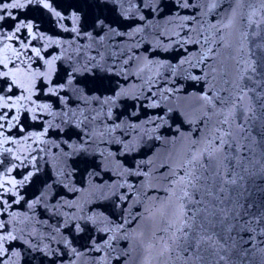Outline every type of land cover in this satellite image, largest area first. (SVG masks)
<instances>
[{
  "label": "snow or ice",
  "instance_id": "6c2138e0",
  "mask_svg": "<svg viewBox=\"0 0 264 264\" xmlns=\"http://www.w3.org/2000/svg\"><path fill=\"white\" fill-rule=\"evenodd\" d=\"M222 3L224 0H207V11L201 15L207 16ZM96 6L106 8L109 13L124 19L138 16L140 21H146V17L140 14L143 10H147L148 15L153 17L161 11L159 0H139L138 4L136 0H96ZM175 6L189 8L194 5L190 4L189 0H175ZM61 7L59 0H0V79L5 80V86H0V148L8 143H20L7 135L5 130L19 126L21 114L31 113L32 120L39 119V114L45 111L51 114L50 104L37 103V100L33 99L38 89L45 96L56 97L57 101L67 104V95L61 96L60 93L66 88H71L85 105L93 101L99 105L100 110L92 117L93 120L104 115L112 121L100 133V137L104 138L106 134L111 137V142L121 146L122 155L136 152L145 137L159 142V145L166 148L174 145L178 139L187 140L185 149L178 160L174 161V167L169 163L161 165V169H165L160 176L164 182L161 187H156L151 182L150 176L154 171L151 167L153 163L151 157L135 163L131 168H123V172L118 173L127 174L129 177H143L140 188L146 189L142 193L144 200L153 201L144 207L143 213H136L131 220L126 217L113 228L98 229L106 233L123 231L124 239L131 238L133 244H130L125 252L129 260H136L138 264H264V247L260 246L264 245V38L254 43L251 48L247 46L249 35L261 36V25H264V0H232L223 13H216L218 18H214L215 22L210 23L207 29L202 24L201 32L206 30L209 34L203 37L202 47L205 51L200 54L199 59L187 57L180 59L175 65L170 61L147 60L138 67L135 75L142 80L147 75V80L144 81L146 84H154L155 78L160 77L165 79L166 84L171 83L174 86L164 87L158 93L151 92L145 96L146 100L151 101L150 104L140 102L139 95L132 97L131 107L134 111L129 114L128 119H122L123 112H117L115 116L113 114L117 100L121 97L127 98L128 91L119 83L115 88L111 87V76L106 74L122 76L127 81L130 73L124 65L134 62L136 59L134 55L123 60L119 69L106 63L101 64L95 57H88L79 67L71 66L70 70H64L63 76L53 79L57 72L56 62L61 59L63 53L53 55L46 53V50L61 42L42 33L35 17L28 18L23 14L26 10H31L41 16L47 15L64 31L80 35L79 25L82 19L80 12L73 10L66 15L65 12L58 10ZM21 15L23 18H19ZM66 19L72 22L71 28L63 24ZM189 19L195 20L196 17H180L174 14L168 18V22L179 20L181 21L179 26L183 28L187 26L183 21ZM107 20L108 17L101 13L92 21V27L99 29L97 35L100 36L101 42L105 36L100 33L104 32L105 28L113 35H127L129 38L144 30L143 27L137 26L128 33H117L111 27V23L106 24ZM242 22H246L249 28L255 25L257 30L251 33L240 31L243 27ZM6 23L8 29L5 28ZM150 23L151 21H147V24ZM234 31H240L239 53L243 54L244 59L237 60L231 55L233 45L225 39ZM85 35L92 34L89 32ZM173 35L180 38L179 32ZM33 41L47 43L42 47H35ZM217 42L220 47L229 50V59L236 60L239 68L236 78H232L227 69L218 72L215 67H211L210 71H205L204 67H201L207 66L206 61L218 55L211 46ZM123 54L124 50L120 55ZM116 55L109 53L113 58ZM34 60L37 65L35 68ZM185 65L187 67H184ZM161 69H164L167 76L161 73ZM178 78L191 82L190 86L193 89L199 85L198 92L189 94L195 95L201 106L199 127L191 129L187 135L181 130L182 124H192L191 120L186 119L187 113L180 112L179 106L168 107L166 110L161 108L164 101L175 97L176 93L183 90L184 84L178 83ZM106 79L109 80L108 84H105ZM245 80L249 83H244ZM14 89L16 91H13ZM105 92L110 94L104 95ZM149 108L154 110L151 115L147 111ZM105 109L107 111H104ZM141 109H144L143 115L146 117L144 120H140ZM68 111L75 116V111L72 109ZM169 113L175 115L169 116ZM81 116L88 120L83 111ZM238 117L241 123L237 127L243 142L238 141L232 131V122ZM177 118L180 119L179 123L176 122ZM129 119L139 122L130 123ZM169 120H172V124H169ZM165 125L168 131L174 130L177 136L172 138L161 136L160 130ZM48 127H53L51 122ZM125 128L127 131H124ZM117 130H121V136L113 135ZM47 132L48 128L39 133H28L24 136V141L34 139L43 142ZM131 133H135V136L128 138ZM92 139V136H89L88 140L81 137L78 144L69 145L71 152L64 155L71 156L74 153L83 155L84 162L87 163L91 147L89 141ZM159 145L153 143L149 152L154 153ZM4 151L13 152L11 148ZM100 154L103 156V152ZM13 155L15 159L21 160L20 155L16 153ZM32 159L35 160L34 157ZM117 165L122 167L119 162ZM16 167L13 164L6 172L10 174ZM40 172L41 170L33 165V170L28 171L26 175L20 174L22 179L19 180L0 172V213L7 212L13 204H19L24 200V197L19 195V188L29 182L36 186L39 195L28 203V207L32 208L40 203L45 195L44 190L51 186L49 181L52 179L50 174L41 175ZM89 175L96 176L98 173L91 171ZM61 176H64L63 169L57 173V177ZM100 187L104 188L105 185ZM107 187L112 190L111 195L122 202L127 201L128 193L135 189V185L127 181L124 184L116 182ZM123 188L127 191L121 192ZM149 190L153 193L163 192L164 198L161 199L159 195L150 198L147 195ZM9 194L13 197L11 203L6 199ZM140 195L141 193L137 191L136 204H143ZM103 198L106 199L107 196ZM17 215L15 212L11 213V219L15 220ZM80 219L87 222L85 227H88L89 223L92 225L112 223L102 211H93L92 215L82 216ZM132 220L149 222L151 230L145 233L134 229L129 233L126 225ZM7 224L8 222L0 220V258L8 254L9 250L5 243L17 239L12 231H4ZM74 227L77 231L84 230L79 224ZM243 234L247 235V239ZM115 239V235H110L103 241V245L97 244L95 240L92 243L95 249L99 250ZM65 244L70 245V242L65 241ZM133 251L137 253L136 257H132ZM71 252L77 257L84 255L75 248H72ZM12 256H19V253L13 252ZM0 264H6V261L0 259Z\"/></svg>",
  "mask_w": 264,
  "mask_h": 264
},
{
  "label": "water",
  "instance_id": "95a60500",
  "mask_svg": "<svg viewBox=\"0 0 264 264\" xmlns=\"http://www.w3.org/2000/svg\"><path fill=\"white\" fill-rule=\"evenodd\" d=\"M136 2L138 4L139 0H136ZM59 3L62 7L58 10L65 12L66 15L73 10L80 12L82 17L79 25L80 35L77 36L76 33L64 31L55 23L53 18L47 15L41 16L38 12L31 10H26L23 14L27 15L28 18L35 17L42 33L61 42L58 45L50 46L46 50V53L53 55L63 53L61 59L56 62L57 72L53 79L63 76L64 70H70L71 66L79 67L88 57H95L101 64L106 63L119 69L123 60L130 55H134L136 57L135 61L124 65L130 73L127 81L122 76L106 74L111 76V87L115 88L116 84L119 83L128 91V97H121L113 108L114 116L117 112H123L122 119H128L129 114L134 111L131 107L132 97L139 95L140 102L150 104L151 101L146 100L145 96L150 95L151 92L158 93L164 87L174 86L171 83L166 84L165 79L160 77L155 78L156 82L154 84H146L144 81L147 80V75L144 76L143 80L138 79L135 75L138 67L146 63L147 60L170 61L175 65L180 59L187 57L199 59L200 54L205 51V48L202 47L204 44L203 37L209 34L206 30L201 32V25L203 24L204 28L207 29L210 23L215 22L214 18H218L216 13H223L227 6L232 3V0H224V3L214 11L209 12L207 16L201 15V13L207 11V0H189V3L194 5L189 8H177L175 0H159L161 11L158 15L155 17L150 16L147 10L140 13L146 17V21H140L138 16L128 19L117 17L116 14L109 13L108 9L97 7L96 0H59ZM101 13H103V16L108 17L106 24L111 23V27L117 33H128L137 26L143 27L144 30L129 38L127 35H113L109 33L108 28H105L104 32L100 33V35L105 36V39L101 42L100 36L97 35L99 29L92 27L94 17ZM174 14H178L180 17L195 16L196 19L183 21L187 26L181 28L179 26L181 21L179 20L173 23L168 22V18L174 16ZM23 15L19 18H23ZM112 21H115V23H112ZM147 21H151V23L147 24ZM242 23L243 27L240 31L251 33L257 30L255 25L249 28L246 22ZM63 24L68 28L73 26L72 22L67 19L63 21ZM146 24L147 26H145ZM5 28L8 29L7 23ZM240 31H234L230 37L226 36L225 38L232 43L231 55L235 56L237 60L245 58L242 53H239ZM260 31V37L249 35L247 41L249 48L254 43L259 42L261 38H264V25H261ZM89 32L92 34L91 36L85 35ZM175 32L180 33V38L173 35ZM178 39L179 42H177ZM45 43L47 41H33V46L42 47ZM211 46L218 55L208 59L206 61L207 66L201 65V67H204L205 71H210L211 67H215L218 72L227 69L229 75L236 78L239 68L236 60L228 58L229 50L220 47L218 42ZM122 50H124V54L120 55ZM110 52L117 55L114 58L110 57ZM28 54L31 55V52ZM46 58H48L47 55ZM36 66L34 60L33 67ZM184 67H187V65ZM153 72H155V69H153ZM161 73L167 76L164 69H161ZM177 82L184 84L183 90L176 93L175 97L164 101L161 108L166 110L168 107L176 108L179 106L180 112L187 113L186 119L191 120L192 124L181 125L182 132L187 135L191 129L199 127L198 120L201 116V106L195 95H189L198 92L199 85L193 89L189 81H182L178 78ZM108 83L109 80L106 79L105 84ZM244 83L248 84L249 81L245 80ZM0 86H5L4 79H0ZM65 94L67 95V104L63 101H57L56 97L45 96L38 89L37 95L33 99L37 100V103L50 104L52 106L51 114L45 111L39 114V119L32 120L31 113H23L21 114L19 126L11 130H5L7 135L20 141V143H8L0 148V161H2L0 172L19 180L22 179L20 174L26 175L28 171L33 170V165H35L41 170V175L48 173L52 179L49 181L51 186L44 190L45 195L41 198L40 203L35 204L32 208L28 207V203H31L39 195L36 186L29 182L19 188V195L23 196L24 200H21L19 204H13L7 212L0 213V220L8 222L4 231H12L17 236L16 240L5 243V247L9 251L5 257L0 259L6 261V264H126V261L127 264H138V261L129 260L125 256V252L128 250L129 245L133 244V240L131 238L124 239L123 231L106 233L98 230L104 227L113 228L122 223L126 217L131 220L132 216H135L136 213H143L144 207L153 202L151 199L144 200L142 193L146 189L140 188V183L144 180L143 177H129L127 174L118 175V173H122L123 168H131L135 163L151 157L153 161L151 167L154 171L150 179L154 186L161 187L164 182L160 179V176L162 171H165V169H161V165L169 163L174 167V161L178 160L179 155L185 149L187 140L178 139L174 145L166 148L159 145V142L145 137L138 145L136 152H127L122 155L121 146L111 142V137L107 134L104 138L100 137V133L112 121L104 115L99 116L96 120L92 119L100 110L99 105L94 101L85 105L71 88H66L60 93L61 96ZM109 94L108 92L104 93V95ZM246 102L247 98L245 99ZM69 109L75 111V116L68 111ZM4 111H7V109H4ZM81 111H83L84 116H88V120L83 119ZM104 111H107V109ZM147 111L151 115L154 110L149 108ZM143 112L144 109H141L140 120L146 119ZM63 113H67V115H63ZM174 115L175 113H169V116ZM49 122L52 123L53 127H48ZM128 122L138 123L139 121L129 119ZM176 122L179 123L180 119L177 118ZM239 123H241V120L238 117L232 122V131L237 140L243 142L237 127ZM169 124H172V120H169ZM21 126L23 130H21ZM174 127L175 125H173ZM45 128H48V132L44 136L43 142L34 141V139L24 141L26 134L39 133ZM124 131H127V129L125 128ZM73 133H79L80 135L77 136ZM159 134L167 138L177 136L174 130H167V125L160 130ZM113 135L121 136V130H117ZM70 136L71 139H69ZM89 136H92L93 139L89 141L91 147L89 148L87 163L84 162L83 155L75 153L71 156L64 155V153L71 152L69 145L78 144L81 137L88 140ZM134 136L135 133H131L128 138ZM153 143L159 145L154 153L149 152V148L152 147ZM7 148H11L13 152L4 151ZM101 152H103V156L100 154ZM13 153L20 155L21 160L15 159ZM109 153L115 155L109 156ZM24 157H27V159H24ZM33 157L35 160L32 159ZM117 162L122 167H118ZM13 164L17 167L10 174L7 173L6 169L11 168ZM61 169L64 171V176L57 177V173ZM91 171L97 172L98 175L90 176L89 172ZM125 181L135 185V189L133 192L128 193L129 199L122 202L111 195L112 190L107 186L116 182L124 184ZM100 185H105V187L101 188ZM120 191L125 192L127 189L123 188ZM137 191L141 193L140 199L143 204L135 203ZM147 195L150 198L155 195H159L161 199L164 198L163 192L153 193L149 190ZM105 196H107L106 199L103 198ZM6 199L11 203L13 197L9 194ZM69 204H72V206L70 207ZM93 211L104 212L112 223L97 225L89 223L88 227H85L87 222L80 219V217L92 215ZM13 212L18 214L15 220L11 219V213ZM72 217H75V219H72ZM76 224H79L84 230L77 231L74 227ZM126 228L129 233L134 229L148 233L151 230V225L147 221L132 220L131 223L126 225ZM110 235H115L116 239L112 240L109 245L96 250L92 241L95 240L97 244L103 245V241ZM243 235L247 239V235ZM257 239L260 238L257 237ZM65 241H69L70 245L65 244ZM221 243H223V240H221ZM260 246L264 247V245ZM245 247H249V245H245ZM72 248L77 249V252H83L84 255L77 257L71 252ZM13 252H18L19 256H12ZM131 255L136 257L137 253L133 251ZM102 257L103 259H101Z\"/></svg>",
  "mask_w": 264,
  "mask_h": 264
}]
</instances>
